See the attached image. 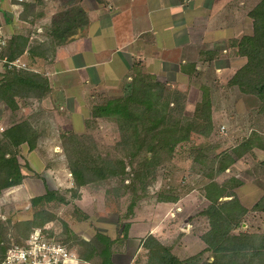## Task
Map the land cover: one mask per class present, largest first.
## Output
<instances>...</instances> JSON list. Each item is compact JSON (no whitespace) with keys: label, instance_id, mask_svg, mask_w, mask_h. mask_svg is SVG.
<instances>
[{"label":"rangeland","instance_id":"obj_1","mask_svg":"<svg viewBox=\"0 0 264 264\" xmlns=\"http://www.w3.org/2000/svg\"><path fill=\"white\" fill-rule=\"evenodd\" d=\"M170 1H181L184 5L189 3V0ZM258 1L206 0L201 7L202 0H191L192 7H195L188 15H196L198 26L193 31L188 30L179 40L182 43L189 41L194 46H213L212 49H218V56L211 63L198 61L201 73L196 79L178 75L167 77L174 88L173 99L166 114L167 125L180 127L186 118L194 114L196 104L202 99L201 85H206L214 101V129L209 137H195L180 143L172 161L158 164L156 171L148 176L144 189H141V183L134 184L135 171L132 167L142 157L137 156L133 160L126 158V150L116 144L119 140L116 123L108 118L93 116L94 101L102 102L98 90L91 92V99L84 100H66L63 91H48L41 100L19 99L16 110L0 103V139L9 125L25 119L37 130L36 147L30 149L24 143L19 149L18 159L24 175L21 184L6 188L0 194V219L4 222L10 219L15 223L32 218L35 210L46 207L51 212V220L44 227L54 235L66 236L67 226L69 235L79 243L82 239L91 240L97 233H102L117 240L112 245V258L116 264H145L146 250L142 248L141 242L150 233L172 246L173 252L180 257L196 254L206 247L201 235L207 230L208 222L201 212L223 179L234 177L241 183L234 186L233 190L221 188L217 200L232 198V191L251 210L264 194V167L260 165L264 152L254 149L243 157H237L232 149L253 128L259 129L260 123L264 127V116L258 117L257 105L250 96L227 86L230 77L243 64L244 59L231 50L225 51L224 40L252 33V19L248 11ZM102 2L105 0H36L29 10L41 13L36 23L49 15V24L68 3L71 6L90 8ZM4 5L3 1L0 4V26L3 33L9 37L13 34L25 35L8 32L7 29L18 31L22 28L18 27L21 23L17 19L20 10L19 7L5 8ZM27 28L32 29L30 26ZM38 29L41 27H37L36 31ZM36 33L40 34L34 38L36 41H47L46 31L38 30ZM52 48L49 46V50ZM22 59L27 63V58L22 56ZM28 61V67L32 68L33 61ZM119 91L116 93L120 94ZM108 94L113 96L114 91ZM73 132L84 136L82 140L90 146L93 154L100 153L101 157L114 160L124 159L127 163L125 172L116 177L95 179L83 186L76 185L69 169L70 154H74L72 143L63 137ZM223 150L232 153L236 158L235 163L217 178L208 180L200 167L207 165L210 157ZM48 190L53 191L54 199L33 207L31 199ZM167 195H174L177 200H162V196ZM133 198L137 200L129 207ZM242 229L264 230V214L249 212L242 223ZM13 231L11 229V233ZM11 233L8 236L10 240L3 243L6 248L17 243ZM78 243L73 250L70 249L76 257L72 264H95L97 258L92 262L79 259L78 251L83 248ZM209 255L206 252L204 257Z\"/></svg>","mask_w":264,"mask_h":264},{"label":"trees","instance_id":"obj_2","mask_svg":"<svg viewBox=\"0 0 264 264\" xmlns=\"http://www.w3.org/2000/svg\"><path fill=\"white\" fill-rule=\"evenodd\" d=\"M40 1V0H38ZM184 2L188 0H183ZM31 3L24 2L22 19L34 22L40 12L29 10ZM252 19V33L244 34L240 38L226 40L227 50L244 59L243 64L235 70L228 81L230 88H236L239 93L250 96L255 103L258 117L264 116V0H259L249 11ZM88 13L81 5L61 8L46 27L47 42L55 47L74 39L88 23ZM44 42L33 44L26 35L13 34L7 37L0 57L14 60L27 53L28 58H48L49 46L42 48ZM49 54V53H48ZM218 56V49L205 50L200 58L203 63H211ZM182 70L189 78L200 76V67L197 62L186 61L181 64ZM132 81L120 94L113 96L107 92H99L102 102L95 100L93 116L108 118L118 127L119 140L117 145L126 150V158L133 160L141 156V161L133 164L135 171L134 184L141 183L145 188L147 178L156 171L158 164L170 162L180 143L191 139L209 137L214 129V101L210 89L201 85L202 99L196 104L194 114L180 127L167 125L168 108L173 99L174 88L169 82H162L148 72H145L139 63H135L132 70ZM49 78L44 72L30 68L17 70L14 67L6 68L0 73V103L16 110L19 99H43L50 90ZM97 101V102H96ZM259 119V118H258ZM258 125V124H257ZM259 129L253 128L247 136L242 137L240 144L232 151L237 157L244 156L248 151L259 149L264 152V127L260 123ZM72 143L69 169L76 185L83 186L95 179H105L123 174L126 168L124 159H110L93 154L90 146L82 140L84 136L68 133L63 136ZM37 130L28 120L12 123L2 133L0 139V194L6 188L21 184L24 175L18 159L20 146L27 143L30 149L36 147ZM165 155V156H164ZM232 153L221 151L209 158V163L200 167L201 172L208 180L217 178L235 163ZM131 162V161H130ZM133 163V162H131ZM264 167V159L260 161ZM241 182L234 177H227L209 196V204L201 214L207 218L208 228L201 235L206 247L196 254L180 257L173 252L172 246L163 243L157 236L150 233L141 242L146 250L145 264H264V230L242 229V223L249 212L264 214V194L248 209L239 197L231 191L230 199L217 200L221 188L233 190ZM138 185V184H137ZM127 186V185H126ZM135 186V185H134ZM138 187V186H136ZM136 190V188H135ZM53 191L33 197L31 203L36 207L40 203L50 202L54 199ZM138 198V197H137ZM132 199L131 206L137 200ZM162 200L175 201L174 195L162 196ZM51 220V212L42 207L33 213V217L18 222L0 219V262L3 259L9 241V232L15 237V242L23 244L31 230L43 227L46 234L65 244L73 250L78 242L69 235L67 226L66 236L54 235L44 225ZM129 226V223L126 227ZM127 230V229H126ZM16 235V236H15ZM117 240L97 233L91 240L82 239L78 244L83 249L78 251L79 259L95 264H116L112 258V245ZM209 252L208 257H204Z\"/></svg>","mask_w":264,"mask_h":264},{"label":"crops","instance_id":"obj_3","mask_svg":"<svg viewBox=\"0 0 264 264\" xmlns=\"http://www.w3.org/2000/svg\"><path fill=\"white\" fill-rule=\"evenodd\" d=\"M3 1L5 8L19 7L20 10L16 15L21 23L18 27L22 28L18 31L7 29L8 32L28 35L38 46L44 42L34 38L40 35L36 33L38 30L47 31L49 15L38 23L37 19L29 22L20 16L24 2L33 4L36 0H0V4ZM205 1L202 0L201 7ZM194 7L191 0L185 5L170 0H105L90 8L84 6L89 21L82 32L54 51L50 49L47 59L30 60L27 53L22 56L27 58V63L33 61L30 69L42 71L49 78V91H63L66 100L91 99V92L96 90L114 91L115 95L120 89L122 93L132 81L131 70L135 63L160 81L168 82L172 75L188 77L181 64L189 60L200 67L198 61L202 53L213 47L194 46L189 41L179 40L188 30L193 31L198 26L196 15H188ZM37 27L41 29L36 31ZM0 29L4 32L2 26ZM48 46L49 43L44 42L42 48Z\"/></svg>","mask_w":264,"mask_h":264},{"label":"built area","instance_id":"obj_4","mask_svg":"<svg viewBox=\"0 0 264 264\" xmlns=\"http://www.w3.org/2000/svg\"><path fill=\"white\" fill-rule=\"evenodd\" d=\"M8 35L0 30V53ZM29 68L21 57L9 60L0 57V73L6 68ZM75 254L63 243L49 237L43 228H34L23 244L13 243L6 248L0 264H72Z\"/></svg>","mask_w":264,"mask_h":264}]
</instances>
